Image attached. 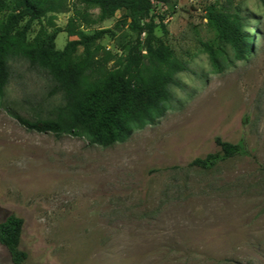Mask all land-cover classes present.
Returning <instances> with one entry per match:
<instances>
[{
    "label": "rangeland",
    "instance_id": "obj_1",
    "mask_svg": "<svg viewBox=\"0 0 264 264\" xmlns=\"http://www.w3.org/2000/svg\"><path fill=\"white\" fill-rule=\"evenodd\" d=\"M208 8L239 13L252 34L243 59L225 45L230 61L219 56L218 70L203 47L217 45ZM69 14L58 13L56 26L63 28ZM124 14L119 9L86 29H112L100 41L120 58L137 36L127 25L115 27ZM151 17L157 40L188 69L176 74L162 116L110 145L81 131L21 126L10 112L56 118L64 99L51 93L44 70L10 60L0 100V220L8 213L23 219L27 262L264 264V0L153 1ZM41 23L46 19L33 21L29 38ZM72 38L58 32L55 47ZM216 136L243 142L248 154L207 169L189 165L219 149ZM0 264H13L2 244Z\"/></svg>",
    "mask_w": 264,
    "mask_h": 264
},
{
    "label": "trees",
    "instance_id": "obj_2",
    "mask_svg": "<svg viewBox=\"0 0 264 264\" xmlns=\"http://www.w3.org/2000/svg\"><path fill=\"white\" fill-rule=\"evenodd\" d=\"M153 1L170 0H0V12L8 11L0 20V100L11 76L9 62L13 59H25L44 70L54 82L51 93L59 92L64 99L56 118L29 119L12 111L14 119L30 131H81L92 143L110 145L162 116L172 98L170 86L179 84L176 74L188 67L167 44L157 40L154 29L158 24L151 17ZM92 9L97 12L94 14ZM119 9L125 14L115 27L127 25L137 33L124 58L100 41L106 34L113 35L112 29L86 30L113 17ZM67 12V22L59 28L56 16ZM159 17L162 30L167 32L163 16ZM207 17L216 30L217 45L204 43L203 47L214 68H221L219 56L230 61L226 44L231 47L233 59H243L252 47V34L245 29L243 17L214 8H208ZM42 19H46V25L41 23L29 38L33 21ZM60 31L75 38L57 49L55 38ZM143 32L146 36L141 40ZM215 143L217 151L196 157L189 165L207 169L248 154L241 141L232 143L216 136ZM22 230L23 219L8 213L0 220V244L8 250L13 264H32L20 247Z\"/></svg>",
    "mask_w": 264,
    "mask_h": 264
}]
</instances>
